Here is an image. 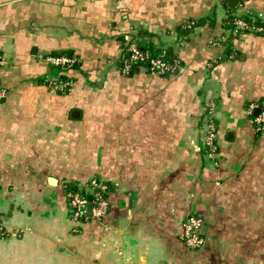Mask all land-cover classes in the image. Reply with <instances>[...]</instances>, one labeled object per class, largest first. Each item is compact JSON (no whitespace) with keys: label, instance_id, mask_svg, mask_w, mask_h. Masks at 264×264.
I'll use <instances>...</instances> for the list:
<instances>
[{"label":"crops","instance_id":"0c3cea01","mask_svg":"<svg viewBox=\"0 0 264 264\" xmlns=\"http://www.w3.org/2000/svg\"><path fill=\"white\" fill-rule=\"evenodd\" d=\"M239 15L262 31L233 38ZM134 35L176 72L124 71ZM0 57V264H264V132L246 114L264 102V0H0ZM92 178L108 212L77 223L63 184Z\"/></svg>","mask_w":264,"mask_h":264},{"label":"built area","instance_id":"2783aa9c","mask_svg":"<svg viewBox=\"0 0 264 264\" xmlns=\"http://www.w3.org/2000/svg\"><path fill=\"white\" fill-rule=\"evenodd\" d=\"M246 22L241 15L235 16L231 19V30L230 35L236 38L243 33H260L262 29L253 24ZM218 45L221 47L225 44L226 40L224 37L218 39ZM137 36L126 38V46L124 49V60L125 66L124 71H128L131 63L143 62L146 64V70L156 76H170L173 75L179 67L180 61L174 55H172L170 61H164L160 58H152L146 51H140L137 46ZM216 40H214L215 42ZM183 38L179 40V46L183 45ZM232 56H229L231 58ZM38 60L44 62L55 68L70 67L74 64V61L66 56H53L44 55L38 56ZM2 58L0 57V66L2 65ZM46 84L54 91L59 93H65L70 91L72 84L67 81L61 80H48ZM6 92L0 89V100L4 99ZM258 111L256 116H252L255 111ZM246 114L252 116L254 131L264 132V102L259 104H251L247 107ZM212 109L209 106L207 111V120L204 125L203 131V143L206 151V157L214 158L217 152V127L215 122L211 118ZM107 190V186L104 182L98 180H90L87 187H85V193H73L68 192L65 194V198L68 204V208L72 219L77 223L87 222L89 220L102 219L108 212V203L106 198L102 195ZM86 192L88 195H86ZM90 197V200H89ZM202 222L200 219L190 216L186 218L181 224V235L180 239L184 244L192 249L198 250L204 245V239L201 236ZM4 227L0 222V237L4 235Z\"/></svg>","mask_w":264,"mask_h":264},{"label":"trees","instance_id":"16d2710c","mask_svg":"<svg viewBox=\"0 0 264 264\" xmlns=\"http://www.w3.org/2000/svg\"><path fill=\"white\" fill-rule=\"evenodd\" d=\"M241 18H244V20L248 23H250V21L252 20L249 18V16H246V15H241ZM253 24L259 26L256 22H254ZM228 25H229V27L231 26V19L228 21ZM138 39L139 38L137 37L136 42H137V46H138L140 51H143V52L146 51L148 53V55L152 58H160V59H163L164 61H170L171 60L172 55L170 52L163 53V52H159V51H153L149 44L143 43L142 41H140ZM146 67H147L146 64H144L143 62L131 63L128 71L133 73L136 69H140V68L146 69ZM92 179L102 181L99 178H92ZM89 182H90V180L84 184L77 183V182L64 183L63 184L64 194H66L68 192L84 194L85 193V187L88 186ZM102 182H104L107 186V190L102 193V195L106 198L107 192L111 191V187H110L109 183H107L105 181H102ZM86 195H88L87 192H86Z\"/></svg>","mask_w":264,"mask_h":264},{"label":"water","instance_id":"95a60500","mask_svg":"<svg viewBox=\"0 0 264 264\" xmlns=\"http://www.w3.org/2000/svg\"><path fill=\"white\" fill-rule=\"evenodd\" d=\"M258 113V111L256 110L254 113H253V116H256ZM89 200H90V197H89Z\"/></svg>","mask_w":264,"mask_h":264}]
</instances>
